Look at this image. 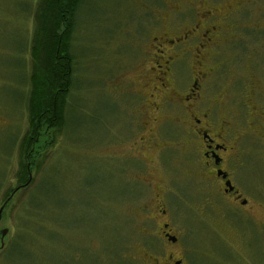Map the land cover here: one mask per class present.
<instances>
[{"label": "rangeland", "instance_id": "obj_1", "mask_svg": "<svg viewBox=\"0 0 264 264\" xmlns=\"http://www.w3.org/2000/svg\"><path fill=\"white\" fill-rule=\"evenodd\" d=\"M169 1L82 2L71 41L76 64L64 99L65 125L35 129L38 135L31 143V76L43 69L45 49L40 45L48 39L39 37L34 46V33L43 22L53 30L54 12L47 0H0V207L8 201L0 213V264H147L150 252L159 261L157 244L141 237L145 224L135 211L138 200L127 199L129 186L122 183V174L127 179L130 174L129 169L120 171L119 158L132 153L128 137L136 129L138 106L133 83L140 89L152 37L172 33L181 23L201 24L195 11L200 3L220 18L227 5L235 10V3L241 4L225 23L219 17L208 21L223 34L205 56L211 87L206 96L221 92L225 104L232 96L240 100L250 85L260 97L241 102L264 109V29H254L264 25V0H185L186 17L171 10ZM160 14L169 19L160 21ZM229 22L233 30L225 29ZM233 33L240 38L231 39ZM190 66L188 55L183 63L187 83ZM260 115L259 136L239 144L246 153L239 156L232 178L248 200L244 209L249 214L225 205L187 167L191 162L170 159L179 192L185 199L197 197L180 211L182 264H264V141L259 139L264 138V110ZM172 197L171 204L179 203Z\"/></svg>", "mask_w": 264, "mask_h": 264}, {"label": "flooded vegetation", "instance_id": "obj_2", "mask_svg": "<svg viewBox=\"0 0 264 264\" xmlns=\"http://www.w3.org/2000/svg\"><path fill=\"white\" fill-rule=\"evenodd\" d=\"M169 2L171 10L183 12V17H186L182 7L185 0ZM189 4L196 8L193 2ZM240 6L236 2L235 10H232L227 5L220 18L215 10L204 9L200 3V9L195 11L201 24L181 23L182 26L172 33L152 37L155 42L150 44L152 51L146 53L147 67L141 70L138 78L140 89H136L138 83H133L138 99L137 119L133 125L136 129L128 137L132 153L119 158V169H129V179L122 174V183L129 186L125 191L129 195L127 199L138 200L135 211L142 215L145 224L141 237L157 244L155 249L159 261L148 252L147 264H182L185 261L184 247L180 242L185 226L180 211L197 197L193 194L185 199L179 192L182 191L177 188L179 180L171 176L170 159L178 164L185 160L191 162L187 167L195 169L192 172H197L198 178L213 188L225 205L243 209L247 205V198L236 189L232 178L239 156L246 153L239 144L248 136H259L255 130L264 109L263 106L252 109L241 100L246 101L250 96L256 99L260 95L256 88L246 85L240 97L238 91L236 93L240 100L232 96L230 102L224 104L221 92L215 98L206 96L211 87L207 81L209 70L204 65L207 51L219 45L223 34L221 28L209 25L208 21L219 17L218 21L223 24L229 15L240 10ZM159 18L160 21L169 19L164 14ZM226 25L225 29L235 28L230 26V22ZM254 29L260 31L264 25L259 23ZM254 35L259 37L261 34L257 32ZM238 38L239 35L232 34L231 39ZM260 40L264 42V37L260 36ZM188 55L191 79L187 83L186 79L183 80V63ZM257 55L261 54L255 53L254 56ZM249 80L251 78L247 83ZM259 139L264 141V138ZM189 175L187 172L185 176ZM172 196L178 198L179 203L171 204ZM191 207L195 208L196 204H191ZM244 210L249 214L248 209ZM152 227L151 231L145 230Z\"/></svg>", "mask_w": 264, "mask_h": 264}, {"label": "trees", "instance_id": "obj_3", "mask_svg": "<svg viewBox=\"0 0 264 264\" xmlns=\"http://www.w3.org/2000/svg\"><path fill=\"white\" fill-rule=\"evenodd\" d=\"M47 1L50 6L49 12H54V27L52 30L50 25L43 22L42 27H38L34 33V46L40 43L39 37L48 39L45 46L40 45L45 49L43 69L40 72H33L31 76L28 98L29 120L33 129L29 140L31 143H35L38 135L34 134L35 129L40 132L44 125L52 126L56 123L59 128L65 125L64 99L68 97L74 83L73 72L76 64L71 41L76 28L77 14L84 0ZM38 49L35 52H38ZM27 182L22 184L24 188L28 186Z\"/></svg>", "mask_w": 264, "mask_h": 264}, {"label": "water", "instance_id": "obj_4", "mask_svg": "<svg viewBox=\"0 0 264 264\" xmlns=\"http://www.w3.org/2000/svg\"><path fill=\"white\" fill-rule=\"evenodd\" d=\"M229 186V185H228ZM229 188H231L230 186H229ZM8 201H6L1 207H0V213H1V211H2V209H3V207H4V205L7 203ZM2 235H4V233L2 234Z\"/></svg>", "mask_w": 264, "mask_h": 264}]
</instances>
